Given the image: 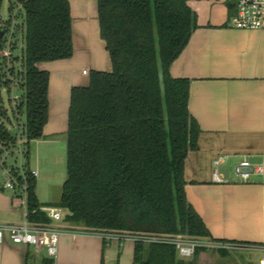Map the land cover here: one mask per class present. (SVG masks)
Wrapping results in <instances>:
<instances>
[{"label": "trees", "instance_id": "trees-1", "mask_svg": "<svg viewBox=\"0 0 264 264\" xmlns=\"http://www.w3.org/2000/svg\"><path fill=\"white\" fill-rule=\"evenodd\" d=\"M11 1L9 14L20 13L14 30L23 49L10 59L18 68L6 74L23 92L15 114L25 115L20 137L28 144L42 137L47 123L49 75L37 65L72 57L70 9L67 0ZM96 3L111 71H92L87 87L70 91L66 178L55 204H39L35 178L11 170L17 186H25L26 222L49 225L40 209L53 207L63 211L62 223L84 233L216 242L185 198V160L197 151L201 131L188 111L189 81L169 74L197 29L195 13L185 0ZM11 83L0 81V86ZM16 144L17 136L0 124V154ZM208 253L228 255L224 249L198 248L182 260L174 246L135 242L133 264H206Z\"/></svg>", "mask_w": 264, "mask_h": 264}, {"label": "crops", "instance_id": "crops-1", "mask_svg": "<svg viewBox=\"0 0 264 264\" xmlns=\"http://www.w3.org/2000/svg\"><path fill=\"white\" fill-rule=\"evenodd\" d=\"M67 1L72 57L37 65L49 75L45 137L67 129L65 112L71 89L87 87L84 82L92 71H111L97 12H89L96 0ZM185 1L197 17V29L169 69L173 79L189 81L188 111L201 131L197 151L185 160V198L212 240L244 244L222 243L228 249L242 247L264 255L262 179L253 176L245 184L222 179L216 184L211 177L217 158L252 162L264 156V31L230 28L228 19L233 12L226 0ZM12 196V191L0 186V225L25 222L23 209L13 204ZM54 227L61 231L55 257L14 245L4 234L0 264H133L130 240H103L62 222Z\"/></svg>", "mask_w": 264, "mask_h": 264}, {"label": "rangeland", "instance_id": "rangeland-1", "mask_svg": "<svg viewBox=\"0 0 264 264\" xmlns=\"http://www.w3.org/2000/svg\"><path fill=\"white\" fill-rule=\"evenodd\" d=\"M10 3H12L11 0H3L0 8V29L2 30L7 24L11 27L13 23L14 27H16L21 22L18 10H15L11 15L9 14L8 8ZM89 12H91L92 15H96V3ZM16 30H14L15 35L13 34L10 40L15 45L14 49L9 51L12 59L20 57L21 49H23L18 31ZM7 37L8 36L3 37L1 44L4 45ZM4 48L7 51V47L4 46ZM10 68L16 69L18 65L12 61L8 62L0 58L2 82L10 80L6 75L7 69ZM88 79L89 76L87 77V82L84 83L88 84ZM11 82L12 83L9 84L8 87L4 85L0 86V124L11 134L17 136V144L11 152L4 151L0 154V186H4L5 183L3 175L11 170H17L20 174L24 171L35 173V195L39 204H55L59 199L61 186L66 178V130L64 132H58L53 137H45L42 131V137L40 139L30 141L26 144L24 138L20 137L22 125L25 123V115L24 113L15 114V108L23 92L13 84V82L17 81L13 79ZM67 119L68 109L65 112V128L67 127ZM62 123L63 120L61 119V124ZM241 160L242 159L239 158H229L225 160V163L218 170L220 177L227 181L237 180L233 174V169ZM260 162L261 160L250 161L251 164H260ZM252 179L259 180L260 178L254 177ZM57 224H59V222ZM234 249L230 248L226 250L228 255L225 258L215 257L212 253H208L203 259L206 264H258L259 261L264 258V255L256 252V250L247 251L242 247H235Z\"/></svg>", "mask_w": 264, "mask_h": 264}, {"label": "built area", "instance_id": "built-area-1", "mask_svg": "<svg viewBox=\"0 0 264 264\" xmlns=\"http://www.w3.org/2000/svg\"><path fill=\"white\" fill-rule=\"evenodd\" d=\"M228 6L231 7L233 14L229 16L228 25L234 30L242 31H264V0H226ZM4 36H8L6 42L1 44L0 58L10 61V50L14 45L10 40L14 34V24L6 30H2ZM3 36V37H4ZM3 39V38H2ZM1 39V40H2ZM1 43V41H0ZM7 47V51L5 50ZM86 74V72H83ZM8 76V74H6ZM12 81V79H10ZM17 86V82H13ZM225 158H217L213 162L212 181L216 184L222 183V178L218 173L220 167L224 164ZM34 178L35 173H30ZM233 174L238 183L245 184L250 181L253 176L260 177L264 183V156L261 158L260 164H251L247 160H241L233 169ZM5 180L4 189L13 192L12 202L14 205L23 209L24 219L26 218V197L25 186L18 187L11 171L3 175ZM21 190V195L14 194L15 188ZM40 212L46 214L51 221L49 225H30L26 222L19 225H0V243L3 241L4 234H7L11 243L32 247L36 252L43 251L48 258L55 257L57 253L58 237L61 231L54 227L55 223L61 221L62 211L58 208L44 207ZM103 240H130L133 243L142 242L145 244H168L174 246L177 256L186 260L193 256L194 251L198 248L208 250H227L228 247L217 242L203 239H189L182 236H161V235H128V234H98ZM258 264H264V258Z\"/></svg>", "mask_w": 264, "mask_h": 264}, {"label": "water", "instance_id": "water-1", "mask_svg": "<svg viewBox=\"0 0 264 264\" xmlns=\"http://www.w3.org/2000/svg\"><path fill=\"white\" fill-rule=\"evenodd\" d=\"M229 8H231V7H229ZM3 36H4V32L2 30H0V41L3 38ZM1 50H2V46H1V43H0V51ZM0 81H1V74H0Z\"/></svg>", "mask_w": 264, "mask_h": 264}]
</instances>
